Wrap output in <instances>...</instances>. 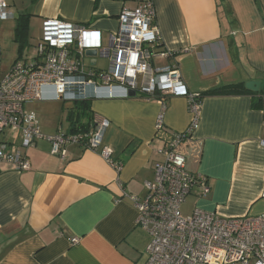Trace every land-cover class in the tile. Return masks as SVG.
I'll return each instance as SVG.
<instances>
[{"label":"crops","instance_id":"0c3cea01","mask_svg":"<svg viewBox=\"0 0 264 264\" xmlns=\"http://www.w3.org/2000/svg\"><path fill=\"white\" fill-rule=\"evenodd\" d=\"M4 1L14 16L0 19L1 53L5 37L14 39L17 24L26 18V43L17 45L13 63L34 54L46 18L86 25L100 33L106 46L122 8H135L143 0ZM151 2L161 45L174 53L169 60L177 64L188 90L199 94L220 86L237 89L204 97L198 125L179 147L187 169L206 176L210 188L205 195H193L189 214L196 207L220 217L263 213V90L239 91L249 80L264 84V0H220V8L217 0ZM33 29H38L37 37ZM32 40L33 52L24 57V46ZM167 62L156 60L158 65ZM95 64L102 68L97 59ZM259 96L262 105L253 108L252 100ZM87 102L91 116L81 122L94 115L109 122L102 145L122 163L121 169L116 172L98 152L76 144H68L63 156L52 155L47 137L59 125L70 130L67 112L73 103L31 102L28 111L38 117L43 137L22 148L30 168L16 171L0 163V264H145L149 236L136 226V209L127 195L145 196L143 183L152 180L154 165L163 158L156 149L189 125L187 101L165 99L160 131L155 129L158 99L137 94ZM47 111L51 114L39 118ZM0 139L20 145V133ZM72 238L78 241L72 244Z\"/></svg>","mask_w":264,"mask_h":264},{"label":"built area","instance_id":"2783aa9c","mask_svg":"<svg viewBox=\"0 0 264 264\" xmlns=\"http://www.w3.org/2000/svg\"><path fill=\"white\" fill-rule=\"evenodd\" d=\"M13 16L7 3L0 0V19ZM99 34L86 25L46 18L34 54L16 59L4 75L0 68V136L20 133V145L0 139V163L16 171L28 170L22 148L34 146L35 140L43 137L38 117L24 108L25 103L128 98L134 91L159 100L155 129L160 131L164 128L165 99L183 97L190 114L188 127L156 149L163 158L154 165L152 180L143 183L145 196L127 195L136 209V226L149 236L145 264H264V212L251 217H220L196 207L189 215L182 213V204L193 188L199 196L210 189L207 177L189 171L185 155L179 151L198 125L202 98L188 90L177 64L169 60L174 53L161 45L151 0L122 8L118 28L106 46ZM88 49L97 50L92 66L83 61L93 59L85 56ZM98 57L107 58L108 66L96 68ZM159 58L168 62L158 65ZM108 125L106 119L95 115L78 131L59 125L54 135L47 137L50 153L63 156L68 144H76L98 152L118 172L122 163L114 161L111 150L102 145ZM260 144L264 146V139ZM77 241L71 239L72 244Z\"/></svg>","mask_w":264,"mask_h":264},{"label":"trees","instance_id":"16d2710c","mask_svg":"<svg viewBox=\"0 0 264 264\" xmlns=\"http://www.w3.org/2000/svg\"><path fill=\"white\" fill-rule=\"evenodd\" d=\"M217 1L220 8L221 7L220 0ZM222 11H223L222 13L226 15L227 12L226 11L224 12L223 9ZM25 36H26V18L25 16H23L22 19H20V22L17 24V27L15 29V37L18 40L19 45L21 47L26 43ZM235 90H237L235 89V86H220L205 91L203 93H199V97L203 99L206 96L226 95V94L234 93ZM239 92L248 93L249 91L246 90L244 88V84H242ZM262 94L264 96V91ZM263 96H259L258 98H253L251 106L253 108H260L262 105ZM90 116H91V111L89 109L87 101L74 102L73 106L67 112V119L70 124V131L74 132V131H78L79 129L86 128L90 121L88 122H81V121L83 117L89 118Z\"/></svg>","mask_w":264,"mask_h":264},{"label":"rangeland","instance_id":"374dc122","mask_svg":"<svg viewBox=\"0 0 264 264\" xmlns=\"http://www.w3.org/2000/svg\"><path fill=\"white\" fill-rule=\"evenodd\" d=\"M37 31H38V29H33L32 30V33H33L32 36L37 37V35H38ZM5 40H6V44H5L6 47L2 46V53H1V49H0L1 75H4L8 71L12 61L14 60V58L16 56V47L19 44V42H18V40L16 39L15 36H14V39H13V36L11 37V35H10L8 37H5ZM14 40H15V42H14ZM33 42L34 41L32 40L29 43H27V45L24 46V48H25V50L23 52V56L24 57H26L29 53L33 52V45H34ZM14 45H15V47H14ZM83 61H84L85 65L89 64V60L87 58H84ZM107 63H108V61H107L106 58H102V57H98L97 58V67H105L107 65ZM66 105H69V103L66 104ZM24 108L26 110L31 109V102L25 103L24 104ZM48 114H51V113L49 111H47L45 114L44 113H42V114L39 113V118L42 119L45 116H47ZM58 115H59L58 117L61 118V120L63 121L64 112L61 111L60 114H58ZM63 123H65V122H63ZM197 193H198L197 189L193 188L191 194L186 198V202L184 204H182L181 210H182L183 214L187 215V214H189L191 212V210L193 208V201H194V196L193 195H196Z\"/></svg>","mask_w":264,"mask_h":264},{"label":"water","instance_id":"95a60500","mask_svg":"<svg viewBox=\"0 0 264 264\" xmlns=\"http://www.w3.org/2000/svg\"><path fill=\"white\" fill-rule=\"evenodd\" d=\"M85 56L93 58L91 59L94 61L97 57V50L96 49H88L85 51ZM244 87L252 92H258L260 89L264 91V84L261 86V82L259 80H249L244 83ZM129 96L133 97L135 96L134 91L129 92Z\"/></svg>","mask_w":264,"mask_h":264}]
</instances>
